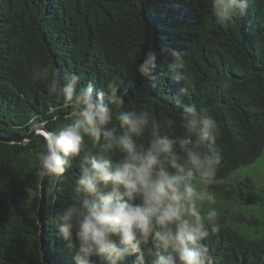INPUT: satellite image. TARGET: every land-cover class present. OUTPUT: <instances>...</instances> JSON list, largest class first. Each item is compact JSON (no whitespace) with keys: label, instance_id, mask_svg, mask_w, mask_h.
<instances>
[{"label":"trees","instance_id":"trees-1","mask_svg":"<svg viewBox=\"0 0 264 264\" xmlns=\"http://www.w3.org/2000/svg\"><path fill=\"white\" fill-rule=\"evenodd\" d=\"M148 50L157 55L156 68L154 79L143 81L136 68ZM173 51L186 62L183 79L168 68ZM45 66L49 78L33 79ZM56 70L61 77L80 75L82 86L94 81L97 91L115 81L133 99L146 92L151 100L137 99L134 106L152 111L163 124L161 134H171L165 118L175 121L177 135L184 131L167 96L208 108L221 129L212 188L242 199L238 211L230 210L231 200L216 205L221 230L205 242L215 264H264V193L229 181L264 153V0H247L223 25L211 0H0V138H23L0 140V264H44L37 161L44 140L39 133L25 137L34 120L55 131L70 119L71 108L47 94ZM221 80L231 83L226 93ZM78 163L47 184L44 242L51 264H74L75 251L59 235L58 213L70 202Z\"/></svg>","mask_w":264,"mask_h":264},{"label":"clouds","instance_id":"clouds-1","mask_svg":"<svg viewBox=\"0 0 264 264\" xmlns=\"http://www.w3.org/2000/svg\"><path fill=\"white\" fill-rule=\"evenodd\" d=\"M211 3L216 23L223 25L243 12L247 0ZM170 56L169 70L183 79V55ZM156 60L154 51L144 53L136 68L143 81L154 79ZM49 71L35 69L33 79L47 80ZM46 87L71 112L55 131H47V121H32L44 140L38 175L59 179L79 160L70 202L61 203L58 213L59 235L75 251L74 264H215L205 241L221 230L212 188L221 129L209 109L167 96L184 131L177 135L175 121L165 118L171 134H161L163 124L152 111L134 106L137 99L151 100L146 92L133 99L115 81L97 91L94 81L82 86L80 75L67 71L61 77L59 70ZM218 87L226 93L231 83L221 80Z\"/></svg>","mask_w":264,"mask_h":264},{"label":"rangeland","instance_id":"rangeland-1","mask_svg":"<svg viewBox=\"0 0 264 264\" xmlns=\"http://www.w3.org/2000/svg\"><path fill=\"white\" fill-rule=\"evenodd\" d=\"M40 130L42 129H38L37 133H39ZM229 181H233L234 183H238L239 181L245 182L246 184L251 185L252 188L256 189L257 191H261L264 193V153L260 155L253 164L238 170L234 177ZM227 192L228 191L225 192V190L216 191L218 198L217 205H222L224 201L231 200V202L233 201V204L230 206V210L238 211L239 208L235 204L237 201L242 199V196L238 195V193L233 190L226 194ZM262 200L264 199L262 198ZM249 232L253 234L255 232V229L252 228L249 230Z\"/></svg>","mask_w":264,"mask_h":264},{"label":"water","instance_id":"water-1","mask_svg":"<svg viewBox=\"0 0 264 264\" xmlns=\"http://www.w3.org/2000/svg\"><path fill=\"white\" fill-rule=\"evenodd\" d=\"M40 128H33L31 129L30 133L26 135L25 138L30 139L33 136L37 134V130ZM47 131H49L47 129ZM0 140L8 141V142H20L23 140V138H13V139H2ZM50 178V177H49ZM49 178H42L41 183H40V201H39V206H38V223L40 226V241H41V258L42 262L44 264H51L45 249V242H44V230H45V225H44V213H45V205H46V190H47V184L49 181Z\"/></svg>","mask_w":264,"mask_h":264}]
</instances>
